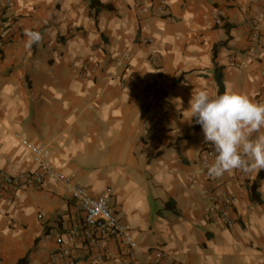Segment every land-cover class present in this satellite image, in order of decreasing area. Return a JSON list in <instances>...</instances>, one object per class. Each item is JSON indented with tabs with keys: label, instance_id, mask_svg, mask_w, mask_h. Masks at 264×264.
<instances>
[{
	"label": "crops",
	"instance_id": "1",
	"mask_svg": "<svg viewBox=\"0 0 264 264\" xmlns=\"http://www.w3.org/2000/svg\"><path fill=\"white\" fill-rule=\"evenodd\" d=\"M92 1L13 0L3 20L12 26L0 31V173L23 188L0 178V264H49L57 239L85 220L66 189L33 184L38 166L23 139L49 150L87 196L111 190V211L143 249L132 260L105 242L111 259L94 262L77 245L75 264H154L158 247L182 264H264V170L211 177L214 146L185 112L192 94H221L219 77L224 92L264 103V53L250 54L264 46V0H94L99 13ZM27 31L42 41L28 47ZM157 98L161 138L144 128ZM219 193L239 197L231 228Z\"/></svg>",
	"mask_w": 264,
	"mask_h": 264
},
{
	"label": "built area",
	"instance_id": "2",
	"mask_svg": "<svg viewBox=\"0 0 264 264\" xmlns=\"http://www.w3.org/2000/svg\"><path fill=\"white\" fill-rule=\"evenodd\" d=\"M143 4V2H141ZM13 0H6L0 3V31L9 29L12 26L10 19L4 18L13 9ZM164 6L160 7L163 10ZM218 25L222 24L221 16L215 17ZM258 35H255V39ZM5 40L0 32V58L4 49ZM264 53V46L253 49L250 54L257 56ZM119 65H128L129 57L124 56L117 59ZM238 68L244 66L243 63L236 65ZM162 98L156 99V104L150 112V116L144 122V128L153 138H161L165 136L166 131L163 128V122L167 120V114L162 110ZM22 146L28 149L33 155L34 162L38 166L37 170L31 176L33 184L39 188L44 187L47 182L57 184L66 189L70 197L80 202L85 215L84 224L82 227L73 226L63 237L57 239L59 246L56 253L50 259L49 264H75L80 259L77 245H82L85 249L86 256L94 262H107L111 259V249L105 242L116 243L117 246L123 249L126 257L134 260L143 254V249L140 244L134 239L132 233L126 228L122 221L111 211V190H107L98 198L87 196L83 189L66 175L60 173L54 164L50 161L51 153L49 150L40 149L33 146L29 141L22 140ZM214 153L208 149L205 152L204 166L209 168ZM241 174L246 173L240 171ZM0 178L4 184L13 191H20L23 188V179L8 175L4 172L0 173ZM214 202L219 207L220 219L229 228L235 225L231 218V213L239 202L237 194L219 193L213 198ZM74 247V248H72ZM152 259L154 264H182L177 262L172 255L163 248H155L152 251Z\"/></svg>",
	"mask_w": 264,
	"mask_h": 264
},
{
	"label": "clouds",
	"instance_id": "3",
	"mask_svg": "<svg viewBox=\"0 0 264 264\" xmlns=\"http://www.w3.org/2000/svg\"><path fill=\"white\" fill-rule=\"evenodd\" d=\"M27 46L40 43L38 32L27 31ZM187 112L202 127L204 141L214 146L211 177L240 170L259 174L264 170V103L248 95L225 91L213 95L200 90L191 95Z\"/></svg>",
	"mask_w": 264,
	"mask_h": 264
},
{
	"label": "trees",
	"instance_id": "4",
	"mask_svg": "<svg viewBox=\"0 0 264 264\" xmlns=\"http://www.w3.org/2000/svg\"><path fill=\"white\" fill-rule=\"evenodd\" d=\"M90 7H91L92 10H95L96 13H99L100 9L103 10V8H105L103 5H99V3L94 1V0L91 2V6ZM226 28L229 31L232 27H230V25H228ZM218 81H219V84H220V93L223 94L224 90H223L222 78L219 77ZM200 128H202V127L199 124L196 123L194 129L197 130V129H200ZM261 174L263 175V173H261ZM255 188H256L255 186L252 187L251 196H252L253 200L259 201V197H258V195H257V193L255 191Z\"/></svg>",
	"mask_w": 264,
	"mask_h": 264
}]
</instances>
